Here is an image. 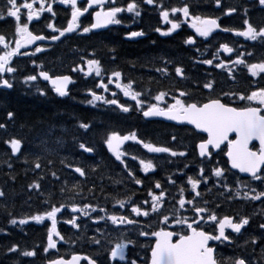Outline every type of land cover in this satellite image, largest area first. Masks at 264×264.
<instances>
[{
  "label": "flooded vegetation",
  "instance_id": "obj_1",
  "mask_svg": "<svg viewBox=\"0 0 264 264\" xmlns=\"http://www.w3.org/2000/svg\"><path fill=\"white\" fill-rule=\"evenodd\" d=\"M201 4L198 0H163V3L167 7L181 6L184 3L190 5V12L210 17H220L218 23L222 26L243 29V19H249V22L254 26L264 25V6H260L258 0H221L220 7H217L214 0H202ZM80 0H78L79 4ZM228 8H235L236 11L231 15H225L224 12ZM53 9L56 12L55 17L48 12H44L40 15L39 19L34 17L33 21L29 24V30L34 34L42 33L47 36L58 35V32H54L52 28L47 27L48 23H51L56 28H61L64 21L70 19V8L59 3L53 4ZM91 11V9L89 10ZM139 11L140 16H134V14L121 13L120 16L124 17L123 22L120 25H110L107 29H101L99 31L92 30L89 33L82 34L80 29H76L62 40L51 41L46 39L44 41L51 43L52 45H28L25 48H21L20 51L28 52L29 55L13 57V64L17 68V71L13 74H6L9 77H14L19 69H28L31 62L35 61L34 67L38 65H44L45 63L57 71L61 75H69L72 80L75 77L81 76L79 81L82 86L80 96L92 99L89 94V90H92L91 84H98L103 79L107 83L108 76L112 71L108 70V66L116 65L120 68L124 65L120 61L118 56V49L115 50L113 43H117L118 40L130 44H140L139 54L147 55L151 60L142 62L141 65H136L134 62L126 66V72L120 69L122 73L120 82L126 84L132 81L133 90L143 93L142 99H148L151 95H155L158 91L164 90L171 94L179 95L176 89L183 90L189 93L185 99H195L198 101H204L209 97H219L222 102L227 101L232 106L242 105L246 102L239 101L238 97L223 96V92H238L247 93L250 90H255L258 87H264V80L260 79V76H264L261 73L260 76L252 77L248 72L245 65H233L228 63L225 68H215L211 65L200 63L203 59H211L212 53L219 48V44L228 43L230 47L234 48L233 53L225 54L222 51L218 53L219 60H227L230 55L232 60L237 58V53H244L240 58L247 62H259L264 60V45L258 42L246 40L244 37L235 36L232 32H221L219 30L214 31L210 36L205 39L195 34L194 30L189 26L190 21L182 22L180 27L170 34L162 35L161 32H166L171 27L160 16L159 9L155 5L141 4ZM181 21L184 20L183 16L179 13L176 14ZM170 13V19H176ZM26 17H22V22ZM1 21V20H0ZM81 21L85 26L92 22V18L85 13L81 17ZM82 26V25H81ZM156 28H160L161 32L155 31ZM46 30L48 32H46ZM132 31H142L144 35L138 37H130L128 34ZM9 30L0 29V33H3L7 40L14 47V36L8 34ZM88 35L91 36V40L95 46H89ZM191 35L196 40V45L186 44V38ZM76 36L81 37V42L77 46H71L70 39ZM67 41V42H65ZM63 42V43H61ZM107 45V46H106ZM110 45V46H109ZM40 46L43 50L41 53L43 56L38 57L35 54V47ZM199 48V51L195 49ZM248 52H252L253 55H247ZM34 53V54H33ZM112 57H115L113 59ZM64 58L63 61H61ZM83 58V59H81ZM90 58H95L100 61L101 76L97 77L95 72L85 76L83 72L79 70L73 72L71 69L76 65H81L84 71L87 72L86 61ZM214 60V64L219 62ZM135 66V67H134ZM181 67L184 73L183 78L178 77L175 74V67ZM113 67V66H112ZM167 67V75L156 71L157 68ZM228 69H232L235 79L229 77ZM115 81V78H113ZM13 81V79H12ZM211 81L213 83V89L209 90L203 87V84ZM142 82V83H141ZM144 83V84H143ZM109 91H104L102 88H95L93 92L99 94L104 92L103 97L105 99L116 98L121 103L134 105V101L125 97L120 89L115 87V82L108 85ZM117 93L116 97L112 96V93ZM155 103V101H151ZM170 102V101H169ZM234 102V103H233ZM115 106V105H114ZM116 107V106H115ZM118 109V108H117ZM120 111V110H119ZM79 115L87 114L85 110L78 111ZM132 116L131 125H113L104 127L107 132H102L98 137H91L89 140L94 142L97 146L100 139H106L107 135L111 131L119 132L120 134H128L135 132L137 137L143 139L145 142H151L156 146L169 147L177 152L184 151L185 156H171L169 153H149L147 149L143 148L141 144L134 141H126L120 146V150L125 153L122 159L126 162L128 169L133 174L141 179L142 183L137 185L127 175L125 171V165L115 159V156L109 152L107 145L99 143L98 152L94 160L89 158H79V162L83 163L82 166L90 165L91 161L96 162L99 169L105 173L112 171L111 177L106 183V187L109 189V198L103 199L95 196V192L103 191L100 187L99 191L95 185L102 186L103 179L94 180L88 186L90 190L88 193H93L94 206L103 207L108 214H115L117 216L124 214L128 215V218L138 221V223L127 224L120 223L113 225L110 220L104 219L98 222H93L88 216L81 215L80 213H72L71 208L66 207L57 214V231L63 236V240H59L54 237L57 242L56 250L50 249V258L64 257L70 259L72 254L80 256H87L93 259L96 264H130L131 260L135 259L137 264H146V258L150 256V246L155 242V237L140 236L139 232L159 230L161 227L172 226L173 209H179L177 200L179 199L180 192L179 187L184 186L185 199L190 198V185L187 184V176L191 175L194 178L199 175L200 167L205 169V175L210 177L208 181V188L210 191H204L205 185L202 183L198 186L197 191L202 193L201 197H197V200H207L209 203L206 205L210 210L217 213L218 217L228 215L233 217L234 222L238 221L241 217H249V224L245 225L241 229V233L231 232V229H226V234L231 233L233 243L230 245L228 242L220 244L219 242H210V244L216 247L218 256L228 257L229 255H251L253 259L261 255L260 245L264 243L261 236L264 235V230L259 229L258 225L264 222V203L260 200L252 201L243 197L245 191L249 192V195H253L250 187L238 186L234 181L239 178L243 181H251L250 177L242 175L238 171L231 170L226 172L225 176L228 177V183L232 187V195L237 190L240 191V198H234L231 201L225 197L219 195L220 192H224L223 188L213 187V183L216 180L212 176L213 167L230 168L227 164V157L219 149L213 150V157L211 160L208 158H201L198 154V150L195 145L199 142V136L206 138L207 134L200 133L195 135L192 130V126L178 125L175 123L167 122L157 117L150 119L144 118V116L134 110H130L128 113ZM143 117V120L140 118ZM176 139L173 140L172 137ZM230 138H234V134ZM253 150L259 148V144L254 141L250 144ZM221 148L226 151V144L221 145ZM135 156L136 159H132ZM151 160L153 163V169H150L145 173L140 164V160ZM185 164L188 166L185 167ZM182 170L186 175H182ZM169 177L176 181L175 184L169 183ZM107 179V180H108ZM98 181V183H95ZM119 181V183H117ZM161 184V188L155 187L156 182ZM259 181H251L253 186H258ZM111 187V188H110ZM149 189L153 190L155 195H159L161 190H165V196L162 203L159 205L156 212L151 211L152 198L148 194ZM259 190V189H258ZM67 194H71L67 192ZM99 194H101L99 192ZM195 195V193H192ZM117 200H124L125 206H121L116 203ZM148 203L143 204V208L149 210V216H139L130 213V204H141L143 201ZM264 200V197L261 198ZM220 207H216V204ZM190 205H185V208H190ZM90 211V210H89ZM183 212V210H181ZM105 216L104 212H90L91 217L97 215ZM162 214L169 215V222L167 225L161 223ZM184 215L191 217V212H183ZM75 215L77 217L76 223L80 227L74 228L72 224L65 221L71 219ZM213 222H201V225L207 228L208 231H212V227H209ZM51 224H48L50 226ZM99 229V231H97ZM98 238L100 244L97 245L92 242L91 238ZM256 238V245L253 246L251 239ZM174 237L173 239H175ZM123 240L127 246L125 248V259L110 260L109 249L114 246L116 242ZM132 241V243H127ZM245 241H248L245 244ZM253 248L255 251L253 252ZM49 257H45L49 259ZM47 264V263H46ZM80 264H88L87 260L82 259Z\"/></svg>",
  "mask_w": 264,
  "mask_h": 264
},
{
  "label": "snow or ice",
  "instance_id": "obj_2",
  "mask_svg": "<svg viewBox=\"0 0 264 264\" xmlns=\"http://www.w3.org/2000/svg\"><path fill=\"white\" fill-rule=\"evenodd\" d=\"M217 7H220L221 0H214ZM59 3L70 8L71 18L67 21V26L62 28H56L51 23L47 24V27L52 28L54 32H58L59 35L45 36L42 33L34 34L33 31L29 30V24L33 21L34 17L39 19L40 15L44 12H48L55 17L56 12L53 9V4ZM260 6H264V0H258ZM141 4L155 5L159 9V16L171 27L167 29L166 32H161L160 28H156L155 31L161 32L162 35H167L180 27L182 22L190 21L189 26L194 30L195 34L199 37L207 39L210 34L214 31L219 30L221 32H232L235 36L244 37L246 40L255 41L264 45V25L254 26L249 22V19L245 18L242 21L243 29H235L226 26H222L218 23L220 17H210L201 16L198 14H193L190 12V5L184 3L181 6L167 7L164 5L163 0H5V6L0 9V20H7L12 18L14 22V44L7 40L3 33H0V87L11 89L13 88L12 79L14 77H9L6 74H13L17 71V68L13 64V57L24 55H29L28 52H21V48H25L28 45L34 44L36 41H44L49 39L51 41L59 40L63 37L65 33H72L76 29H80L82 34L89 33L94 29H100L107 27L108 25H120L124 17L120 16L121 13L134 14V16H140L139 11ZM91 9V11H89ZM235 8H228L224 14L231 15L235 12ZM87 13L91 18L92 22L81 27L83 21L81 17ZM170 13L173 17L179 13L183 16L184 20L181 21L179 17L176 19H170ZM22 17L26 19L22 22ZM130 37H138L144 35L142 31H132L128 34ZM186 44L195 46L196 40L189 35L186 40ZM43 49L40 46L35 47V53L41 52ZM199 51V48L195 49ZM223 52L225 54H231L234 51L233 47H230L228 43L219 44V48L212 53L211 59H203L199 61L200 63L211 65L215 68H225L228 63L233 65H245L248 72L252 77L260 76L264 73V60L259 62H247L240 57L244 53H237V58L232 60L231 56L227 57V60H219L218 53ZM34 54V53H33ZM247 55H253L252 52H248ZM115 59V57H112ZM83 59V58H81ZM214 60H219L217 63H213ZM35 63V61H33ZM87 72L81 65H76L71 70L73 72L80 71L83 72L85 76L90 75L95 72L97 77L101 76V65L100 61L95 58H90L86 61ZM156 71L161 72L165 75L168 73L167 67L157 68ZM175 74L178 77L184 76L182 68L175 67ZM229 77L235 79L232 69H228ZM39 76L43 80L48 81L52 85V89L60 97H65L68 95L67 85L72 82V78L69 75H54L50 76L47 71H40ZM122 73L120 71H112L108 76L107 83L101 79L97 87L102 88L104 91H109L108 85L115 82V87L120 89L123 95L130 100L134 101V105H129L126 103L119 102L118 99H105L103 96L96 94L95 92L89 90V94L92 99L87 101L89 104H93V101H103L109 105H115L120 111L128 113L130 110L134 109L140 112L145 118L148 117H164L170 121H176L178 123H184L192 126V130L195 135L200 133H206V138L204 136H199V142L195 145L198 150V154L201 158L212 159L214 153L213 150L219 149L227 157V164L230 168L213 167L212 176L216 178L213 183V187L223 188L225 191L220 192L219 195L225 197L229 201L234 198H240V191L237 190L234 195L232 193V187L228 183V177L225 176L226 172H231V170H238L239 173H247L251 178V181H259L258 186H253L251 181H243L237 178L234 182L238 186H243L245 188L250 187L253 195H249V192L245 191L243 197L246 199H251L252 201L261 200L264 197V87H258L255 90H250L247 93L238 92H223V96L238 97L239 101L246 102L242 105L232 106L231 103L222 100L219 97H209L204 101H198L195 99H185L189 96V93L176 89L179 95L171 94L168 91H158L155 95H151L148 99H142L143 93L140 91L133 90L132 81L126 84L120 82ZM115 78V81L113 80ZM37 79L36 75H27L24 77L25 82L35 81ZM261 80H264V76H260ZM203 87L209 90L213 89V83L208 81L203 84ZM41 95H44V91L38 89ZM113 97L117 96V93H112ZM155 101V103L151 102ZM170 101V102H169ZM234 103V102H233ZM93 106H95L93 104ZM7 117L12 119L14 113L7 112ZM6 125L0 123V129H5ZM79 127L87 130L90 127L89 123L81 122ZM51 133V129L48 130V134ZM234 134V138H230ZM173 140L176 139L175 136L172 137ZM253 140L259 141V148L253 150L249 147ZM126 141H134L135 143L141 144L143 148L147 149L149 153H169L171 156L175 157L185 156L184 151H175L169 147L156 146L151 142H145L143 139L137 137L136 133L133 131L128 134H120L116 131H111L107 134L104 143L107 145L109 152H111L117 161L125 165V171L131 180L139 185L142 183L141 179L137 178L133 172L128 169L126 162L122 159L125 155L124 152L120 150V146ZM6 144L11 147V154L15 155L21 150V139L11 138L5 140ZM56 143L59 145L62 143L61 140H57ZM44 147L42 151L49 152L55 151L54 149H49L47 147V140L42 141ZM226 144V151L221 148V145ZM79 148L83 149L86 153H93L94 148L86 146L84 143L79 144ZM41 156L36 155L33 160L34 169H41ZM132 159H136L135 156ZM27 163V160H25ZM53 161L49 159L47 161L48 165H51ZM61 163L65 167L71 168L75 173H78L81 177L87 175L84 168L80 166H74L71 164H66L64 160ZM140 164L145 173L150 169H153V163L151 160L145 161L140 160ZM188 165L185 164V167ZM9 167L11 165L9 164ZM95 171V169H92ZM182 175H186L182 170H179ZM51 175L55 180H59L60 177L56 172H52ZM42 178V177H41ZM14 179V178H13ZM210 177L205 175V169L203 166L200 167L199 175L193 177L191 175L187 176V184L190 185V192L188 199H185L184 192L185 188L183 185L179 187L180 196L177 200L179 204V209H173L172 216V226L161 227L159 230H154L151 232L141 230L139 232L140 236L144 237H155V242L150 246V256L146 258V264H264V243L260 245L261 255L255 259L251 255H229L228 257L218 256L216 252V247L210 242H219L220 244H225L228 242L230 245L233 243V237L231 233L226 234V229H231V232L241 233L242 227L249 224V217H241L238 221L234 222L233 217L224 215L218 217L217 213L210 210L206 205L209 203L207 200H197V197H201L202 193L197 191L198 186L202 183L205 185L204 191H210L208 188V181ZM119 183V181H117ZM169 183L175 184L176 181L169 177ZM157 189L161 188V184L157 181L155 184ZM29 191L36 190L40 191V183L38 181H33L28 185ZM79 189V184H74L72 190ZM259 189V190H258ZM66 188L62 187L60 189L61 193L65 192ZM91 191V189H89ZM195 193V195H192ZM77 195L80 193L77 191ZM148 194L152 198L151 211L156 212L159 205L162 203L163 197L165 196V190H161L159 195H155L153 190L149 189ZM5 192L0 190V198L5 197ZM48 207L42 212L36 215H32L26 219H20L19 223L21 225L26 224L28 220H33L36 223H43L45 220L51 221V225H45L47 228V244L43 248L44 253H48L49 249H56L57 237L59 240H63V236L57 231V213H60L62 209L70 207L72 213H80L81 215L88 216L93 222H98L99 220H110L113 225H118L120 223L134 224L138 221L128 218V215L121 214L119 216L115 214H108L106 209L99 206H94L91 203H84L83 205H78L75 202L70 205L60 203L59 206L50 201H43ZM121 208L125 206L124 200H117ZM148 203L146 200L141 204L131 203L130 213L135 214L137 217L149 216V210L143 208V204ZM190 205V208H185V205ZM216 207H220L217 203ZM104 212L105 216L91 217L90 212ZM90 210V211H89ZM191 212L193 215L191 217L184 215L183 212ZM77 217L73 215L71 219L65 221L66 223L72 224L74 228H79L80 225L76 223ZM213 222L209 227H212V231H208L207 228L201 225V222ZM10 224L15 225L17 223L16 219H10ZM169 222V215L162 214L161 223L167 225ZM259 229L264 230V222L258 225ZM99 231V229H97ZM176 237L175 239H173ZM92 242L99 245L100 240L98 238H91ZM264 240V235L261 236ZM127 243H132L128 241ZM248 241H245L247 244ZM253 246L256 245V238L251 239ZM127 244L123 240L116 242L113 247L109 249V259L110 260H121L125 259V248ZM18 246L13 244L8 251L16 252ZM255 248H253V252ZM23 256L33 257L36 255L35 250L23 251ZM84 259L87 260L88 264H96V262L87 257L80 256L77 254H72L70 259H65L64 257L49 258L47 264H80V261ZM130 264H137L135 259L131 260Z\"/></svg>",
  "mask_w": 264,
  "mask_h": 264
},
{
  "label": "trees",
  "instance_id": "obj_3",
  "mask_svg": "<svg viewBox=\"0 0 264 264\" xmlns=\"http://www.w3.org/2000/svg\"><path fill=\"white\" fill-rule=\"evenodd\" d=\"M141 45L142 43H136L131 46L119 39L112 46L115 47V50L118 49V56L124 65L134 62L139 66L142 62L146 63L153 57L148 58L147 55H140L139 47ZM22 79L24 77L18 75L15 80ZM42 91H44V95H41L39 91L34 94L25 93L21 90L20 81L14 83L12 91L0 89V123L6 125L5 129H0V190L6 194L5 197L0 198V264H34L31 257L23 256L22 252L35 249V244L31 242L32 229L36 231V226L34 227L33 224L35 221L28 220L26 224H23L22 231L26 229L23 232V243L15 239L16 236L12 234L11 230L15 231L19 229V226H22L19 223L20 219H26L46 209L48 205L43 203L45 200L55 203L57 206L60 203L68 205L67 199L51 189L48 175L58 172L65 180V175L62 172L63 164L55 159H63L66 164H71L79 159L76 152L79 150L80 143L78 142L83 141L82 143L87 146V136L79 130L73 129V126H78L81 122L89 123L90 129L101 126L97 116L78 115V111L83 110L82 108L75 105L70 106L64 99H55L47 89ZM9 111L14 113L12 119L7 117ZM66 116L70 117V120H67ZM104 123H107L106 119H104ZM49 129H51L50 134H48ZM11 138H18L22 141L18 157L11 154L10 145L5 143V140ZM58 139L62 141L59 145L56 143ZM44 140H47V147L55 151H42L44 147L42 141ZM36 155L42 157L41 169H34L33 160ZM95 157L88 155L91 160ZM49 159L53 161L51 165L47 164ZM82 164L80 162L79 166ZM92 164H96L91 161L89 165L95 169L92 171L96 180L98 172V177L103 179V183L112 179H108L111 177L109 172L105 173ZM33 181L40 183L39 192L29 191L28 185ZM13 218L17 221L15 225L9 222ZM13 244L18 246V250L9 252L8 249Z\"/></svg>",
  "mask_w": 264,
  "mask_h": 264
},
{
  "label": "bare ground",
  "instance_id": "obj_4",
  "mask_svg": "<svg viewBox=\"0 0 264 264\" xmlns=\"http://www.w3.org/2000/svg\"><path fill=\"white\" fill-rule=\"evenodd\" d=\"M45 44H48V45H52L51 43H48V42H46ZM71 46H77L75 43H71ZM18 75H20L21 77H24V73L22 72V71H18V73L14 76V80L17 78V76ZM23 81H24V79H22ZM74 81H81V76H76L75 77V79H73ZM49 92H51L50 91V89L48 88L47 89ZM76 109V108H75ZM90 116V115H89ZM80 138H81V136H80ZM83 142V141H82ZM81 141L80 142H78V143H82ZM21 147H22V145H21ZM80 149V148H79ZM21 151V150H20ZM20 155V152H18L17 153V157ZM88 155L89 156H96V154L93 152V153H88ZM78 161V160H77ZM76 160H75V163L74 164H79L80 162H77ZM97 169H99V168H97ZM100 170V169H99ZM113 173V172H112ZM99 176V172H98V174H97V178H99L98 177ZM111 176V175H110ZM98 180V179H97ZM98 183V182H97ZM100 187H102L103 188V191H99V188ZM111 188V187H110ZM96 189L101 193V194H99V192L97 193V192H95V196L96 197H99V198H103V199H107V198H109V195L107 194V193H109V189L106 187V183H103L102 184V186H97L96 185Z\"/></svg>",
  "mask_w": 264,
  "mask_h": 264
},
{
  "label": "rangeland",
  "instance_id": "obj_5",
  "mask_svg": "<svg viewBox=\"0 0 264 264\" xmlns=\"http://www.w3.org/2000/svg\"><path fill=\"white\" fill-rule=\"evenodd\" d=\"M78 115H79V113H78ZM66 118H67V116H66ZM67 120H70V117H68V118H67ZM111 122H112V121H110V120H109V121H107L108 125L112 124ZM68 125H69V124H68ZM93 160H94V159H93ZM74 163H75V161H74V162H72L71 164H74ZM93 163H95V164H96V162H94V161H93ZM92 165H93V166H96V165H94V164H92ZM111 173H112V171H109V173H108V174H109V175H111Z\"/></svg>",
  "mask_w": 264,
  "mask_h": 264
},
{
  "label": "water",
  "instance_id": "obj_6",
  "mask_svg": "<svg viewBox=\"0 0 264 264\" xmlns=\"http://www.w3.org/2000/svg\"><path fill=\"white\" fill-rule=\"evenodd\" d=\"M163 118H164V117H163ZM164 120H167V119H165V118H164ZM168 121H170V120H168ZM254 141H256V142H258V143H259V141H257V140H253L252 142H254ZM252 142H251V143H252ZM251 143H250V144H251ZM249 146H250V145H249ZM16 154H17V153H16ZM243 174H245V175H247V176H248V174H247V173H243Z\"/></svg>",
  "mask_w": 264,
  "mask_h": 264
}]
</instances>
